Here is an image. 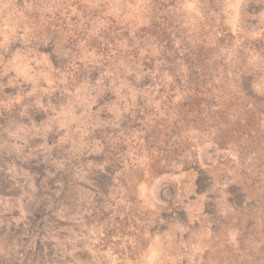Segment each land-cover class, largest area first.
Instances as JSON below:
<instances>
[{"label":"rangeland","instance_id":"obj_1","mask_svg":"<svg viewBox=\"0 0 264 264\" xmlns=\"http://www.w3.org/2000/svg\"><path fill=\"white\" fill-rule=\"evenodd\" d=\"M0 264H264V0H0Z\"/></svg>","mask_w":264,"mask_h":264}]
</instances>
